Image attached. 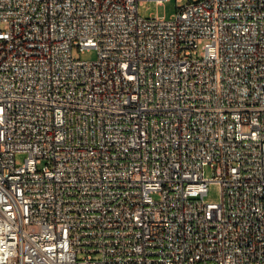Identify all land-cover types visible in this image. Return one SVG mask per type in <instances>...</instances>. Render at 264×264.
<instances>
[{"label": "built area", "instance_id": "obj_1", "mask_svg": "<svg viewBox=\"0 0 264 264\" xmlns=\"http://www.w3.org/2000/svg\"><path fill=\"white\" fill-rule=\"evenodd\" d=\"M144 1L0 0V264H264V0Z\"/></svg>", "mask_w": 264, "mask_h": 264}, {"label": "rangeland", "instance_id": "obj_2", "mask_svg": "<svg viewBox=\"0 0 264 264\" xmlns=\"http://www.w3.org/2000/svg\"><path fill=\"white\" fill-rule=\"evenodd\" d=\"M184 3H177L175 0H169L162 3V5H157L154 1H144L138 7V15L143 19H148L152 16L164 17V19H169L177 12V8L181 7ZM79 58L83 61H94L96 59V53L94 50L85 51L84 54L80 55ZM26 155L18 154L15 157L17 165H22ZM206 177H211L210 169L206 168ZM156 200V196H154ZM204 202L207 204H217L219 203V187L217 184H211L208 187V192L204 196Z\"/></svg>", "mask_w": 264, "mask_h": 264}]
</instances>
